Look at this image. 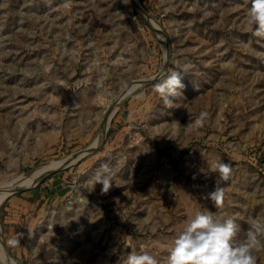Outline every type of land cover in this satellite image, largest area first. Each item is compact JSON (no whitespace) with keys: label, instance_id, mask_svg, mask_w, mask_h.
Instances as JSON below:
<instances>
[{"label":"rangeland","instance_id":"rangeland-1","mask_svg":"<svg viewBox=\"0 0 264 264\" xmlns=\"http://www.w3.org/2000/svg\"><path fill=\"white\" fill-rule=\"evenodd\" d=\"M136 1L158 33L132 0H0V192L97 146L110 118L96 151L0 196L2 237L23 234L17 264H123L142 251L165 264L196 212L234 219L239 238L264 221V38L247 28L251 0ZM185 65L167 108L153 78ZM217 159L233 169L220 208L207 199ZM105 163L113 186L91 191Z\"/></svg>","mask_w":264,"mask_h":264},{"label":"clouds","instance_id":"clouds-1","mask_svg":"<svg viewBox=\"0 0 264 264\" xmlns=\"http://www.w3.org/2000/svg\"><path fill=\"white\" fill-rule=\"evenodd\" d=\"M246 25L252 35L264 38V0H251ZM190 65L163 71L152 86V91L159 95L165 107L172 108L173 99L181 95L183 77ZM207 113L202 112L192 126L204 125ZM211 172L216 173L215 188L207 196L216 208L223 206L224 182L231 179L233 169L229 163L217 159L211 165ZM114 171L109 164H102L87 181L94 190L102 185L101 192L106 194L113 186ZM90 191V192H91ZM5 193H0V196ZM239 225L232 218L218 219L212 212H196L189 216L182 229L171 240L167 248L165 264H258V255L264 252V221L253 219L243 238H239ZM22 233H13L8 238L0 236V264H17L10 254V249L20 246ZM123 264H160V261L148 251L130 252Z\"/></svg>","mask_w":264,"mask_h":264},{"label":"water","instance_id":"water-1","mask_svg":"<svg viewBox=\"0 0 264 264\" xmlns=\"http://www.w3.org/2000/svg\"><path fill=\"white\" fill-rule=\"evenodd\" d=\"M132 5L134 6L135 10L139 13V15L145 20V22L148 23V24H150V22H149L150 19H149L148 15L142 10V8L139 6V4L137 3L136 0H132ZM149 26H150V28L153 30V32L158 33V31H160V30H158L157 28H155L154 26H152V24H150ZM161 34H162V33H161ZM162 35H163V34H162ZM166 51H167V43H166ZM165 58H166V61H167V53H166ZM150 81H152V79L141 80V81L137 82V83L135 84V86H137V85H143V84H146V83H148V82H150ZM135 86H134V87H135ZM134 87H133V89H134ZM129 88H131V87H128L126 90H128ZM126 90H125V91H126ZM125 91H124V92H125ZM132 91H133V90L127 92V94H126L123 98H125V97H126L128 94H130ZM120 98H121V97H120ZM120 98H119V100H118L117 102H115L116 105H114V106H117L118 103L123 99V98H121V99H120ZM109 120H110V118L107 119L106 116L103 118V121H102V124H101L100 142H99V144H98L97 146H93V147H85V148H83V149H81V150H79V151H77V152L71 154L70 156L63 158L62 164H61L58 168L53 169V170H51V171H48L47 173H45L44 175H42L37 181H35L31 186L24 187V188H15V189H13V190H10V191L8 192V195H9V194H12V193H15V192L23 191V190H25V189H29V188L35 187V186H36V185H37V184H38V183H39V182H40V181H41V180H42L47 174L51 173L52 171L57 170V169H59V168H62V167H65V166L71 164L72 162H74L76 159H78V158H79L80 156H82L83 154H86V153H90V152H94V151H96L97 148H99V146L101 145V143H102V141H103V138H104V136H105L106 129H107V127H108ZM0 236H2V235H1V232H0Z\"/></svg>","mask_w":264,"mask_h":264},{"label":"bare ground","instance_id":"bare-ground-1","mask_svg":"<svg viewBox=\"0 0 264 264\" xmlns=\"http://www.w3.org/2000/svg\"><path fill=\"white\" fill-rule=\"evenodd\" d=\"M92 144H89V145L92 146ZM62 161L63 159L59 161H48V162H43V163L38 164L32 170L24 174H21L20 176L15 178L13 181L9 182L6 186H4L3 190H1L0 193H7L10 190H13L15 188H24V187L31 186L42 175L47 173V171L52 170L55 167L58 168L62 164Z\"/></svg>","mask_w":264,"mask_h":264}]
</instances>
